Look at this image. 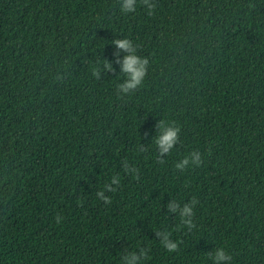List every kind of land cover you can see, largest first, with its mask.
<instances>
[{
    "label": "trees",
    "instance_id": "1",
    "mask_svg": "<svg viewBox=\"0 0 264 264\" xmlns=\"http://www.w3.org/2000/svg\"><path fill=\"white\" fill-rule=\"evenodd\" d=\"M153 2L0 0V264H121L139 248L144 264H213L220 247L264 264V0ZM125 38L149 65L122 95ZM160 121L181 129L164 163ZM193 150L202 164L177 170ZM193 198L189 231L167 205Z\"/></svg>",
    "mask_w": 264,
    "mask_h": 264
},
{
    "label": "clouds",
    "instance_id": "2",
    "mask_svg": "<svg viewBox=\"0 0 264 264\" xmlns=\"http://www.w3.org/2000/svg\"><path fill=\"white\" fill-rule=\"evenodd\" d=\"M138 0H119L120 12L122 14H131L136 12ZM142 6L147 10L148 15H152L156 7L153 0H141ZM113 46L117 51L113 53L115 58V64L119 65L120 72L126 77L125 81L119 85V91L122 95H127L138 89L147 74L149 61L147 58H143L137 54V46H135L129 39H115L112 41ZM121 53H124L121 59ZM103 68L107 72H113V63L106 61ZM92 75L96 78H100V71L93 69ZM155 127L159 129V135L156 136L154 143L158 151V161L164 163L165 161L160 160V157L169 155L179 142V134L181 129L173 123H165L164 121L158 122ZM147 135V134H146ZM143 150V147H141ZM202 156L199 151H191L182 158L181 161L175 164V168L180 171L186 170L191 166H200L202 164ZM123 168L125 174L131 175L132 179L139 180L140 174L139 169L135 165H131L127 160L123 162ZM121 184L120 177L113 176L111 179V185H105V189L109 192L115 193ZM97 198L102 199L105 205H110L112 199L106 197L104 192H98ZM82 203V202H81ZM199 202L193 198L189 204H185L182 208L179 203L175 200L167 205L168 211L175 213L179 211L178 227H186L189 231L195 227L192 217L195 215L194 209ZM56 223L60 224L63 222V217L59 214L56 216ZM155 235L160 238L161 246L168 253H176L179 251V245L181 241L173 240L172 233L170 231L161 232L155 231ZM148 248H139L136 251H127L120 256L121 264H144L149 258ZM208 257L212 260L213 264H230L232 256L228 253L224 247H220L214 251V253H208Z\"/></svg>",
    "mask_w": 264,
    "mask_h": 264
}]
</instances>
